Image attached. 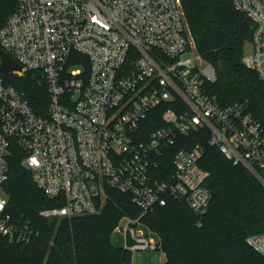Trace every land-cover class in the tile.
I'll return each instance as SVG.
<instances>
[{"label": "built area", "instance_id": "built-area-1", "mask_svg": "<svg viewBox=\"0 0 264 264\" xmlns=\"http://www.w3.org/2000/svg\"><path fill=\"white\" fill-rule=\"evenodd\" d=\"M254 25L247 68L264 82V0H232ZM0 30L1 51L41 77L47 115L0 76V237L26 245L39 236L8 212L3 189L13 148L36 186L61 207L44 218L96 215L108 189L130 196L139 217H125V250L162 251L143 221L170 201L183 203L202 226L212 202L203 149L177 138L207 130L219 148L264 186V126L247 102L221 105L207 93L214 68L196 52L181 0H16ZM71 66H80L72 69ZM160 109H163L160 111ZM161 126L150 130L158 122ZM247 244L264 257V233Z\"/></svg>", "mask_w": 264, "mask_h": 264}, {"label": "trees", "instance_id": "trees-1", "mask_svg": "<svg viewBox=\"0 0 264 264\" xmlns=\"http://www.w3.org/2000/svg\"><path fill=\"white\" fill-rule=\"evenodd\" d=\"M196 52L215 71L207 93L227 106L247 102L252 115L264 126V82L244 63L252 43L254 25L235 10L232 0H181ZM15 0H0V30L16 9ZM1 52V48H0ZM23 92L39 115H47L48 94L38 76L16 77L0 73ZM163 109H160V111ZM152 130L161 126L151 116ZM207 130L177 138L169 151L197 145L203 149L200 166L209 173L207 187L212 202L202 226L187 205L170 201L144 218L163 245V264H264V257L246 242L250 235L264 233V186L246 168L227 159L209 145ZM23 153L16 147L9 159L10 178L3 184L8 212L15 220L30 224L39 236L26 245L0 237V264H133L132 253L111 244V236L125 217H139L130 196L108 189V199L96 215L74 218H44L41 211L61 207L36 186L22 166Z\"/></svg>", "mask_w": 264, "mask_h": 264}, {"label": "rangeland", "instance_id": "rangeland-1", "mask_svg": "<svg viewBox=\"0 0 264 264\" xmlns=\"http://www.w3.org/2000/svg\"><path fill=\"white\" fill-rule=\"evenodd\" d=\"M1 17L2 16H0V19L4 16L2 18ZM252 52L253 48L250 44L246 49V56L251 55ZM79 67L80 66H71L72 69H79ZM27 75H24L23 77H26ZM39 80H41V77H39ZM111 244L116 248H125V233L121 229L116 230L112 234ZM132 255L133 264H162L164 260V253L162 251H137Z\"/></svg>", "mask_w": 264, "mask_h": 264}, {"label": "water", "instance_id": "water-1", "mask_svg": "<svg viewBox=\"0 0 264 264\" xmlns=\"http://www.w3.org/2000/svg\"><path fill=\"white\" fill-rule=\"evenodd\" d=\"M21 67L6 52H0V73L4 75L17 76L15 72H20Z\"/></svg>", "mask_w": 264, "mask_h": 264}, {"label": "crops", "instance_id": "crops-1", "mask_svg": "<svg viewBox=\"0 0 264 264\" xmlns=\"http://www.w3.org/2000/svg\"><path fill=\"white\" fill-rule=\"evenodd\" d=\"M165 260H166V257H165V254H164V260H163V263L165 262ZM163 263H162V264H163Z\"/></svg>", "mask_w": 264, "mask_h": 264}]
</instances>
